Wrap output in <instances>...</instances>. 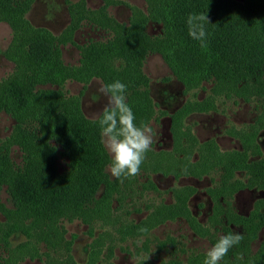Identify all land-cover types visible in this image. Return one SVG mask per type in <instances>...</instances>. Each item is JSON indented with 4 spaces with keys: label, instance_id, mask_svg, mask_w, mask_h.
<instances>
[{
    "label": "rangeland",
    "instance_id": "374dc122",
    "mask_svg": "<svg viewBox=\"0 0 264 264\" xmlns=\"http://www.w3.org/2000/svg\"><path fill=\"white\" fill-rule=\"evenodd\" d=\"M142 12L148 13V0H32L25 18L35 28L46 29L59 39L61 58L66 65L81 67L84 55L96 57L90 65L98 70L104 66L103 72L108 75L110 68L120 74L127 65V60L111 53L109 43H115L114 36L123 33L132 19L140 18ZM7 15L0 8V19ZM146 33L160 36L163 25L150 20L146 23ZM15 35L14 27L1 20L0 83L15 82L24 75L26 54L19 50ZM140 62L141 79L148 83L153 110L147 122L153 129L148 158L156 161L165 155L161 152L173 150L170 115L186 101L194 104L207 98L212 93L214 80L200 82L201 85L196 84L198 87H187L157 51H148ZM46 68L49 69L43 65L41 74ZM126 71L130 74L132 70L127 66ZM98 82L105 83L101 76H92L89 80L66 78L61 85L42 83L37 87L62 90L65 98L80 102L86 117L96 120L106 102L96 91ZM256 88L251 86L230 95L220 94L213 104L190 113L185 118L186 128L200 142L214 140L222 152L239 151L249 162L264 160V94L255 93ZM243 92L246 93L242 95ZM15 127L13 116L0 110L2 152L8 153L15 168H20L24 164V153L18 144H13L17 138V135L11 136ZM197 159L198 152H194L191 161ZM56 165L64 172L68 169V158L59 155ZM109 165L106 171L112 183L103 201L105 187L102 185L95 193L96 200L79 213L62 215L55 222L35 224L29 236L14 234L10 248L0 243V264H52L69 256L78 263H85L93 249L100 254L96 264H190L198 257L203 260L208 248L224 234V227L244 237L223 258L228 264H264V223L257 228L259 219H256L257 223L252 225L256 228L253 236L251 233L244 236L242 225L227 223L231 214L247 217L257 207L255 215L264 217V189L253 184L249 170L216 167L199 178L182 174L180 162L177 165L180 174H165L158 171L159 165L145 161L139 175L121 182L111 175ZM240 184L244 186L238 188ZM214 187L222 188L217 202L208 192V188ZM178 196L187 199L188 207L205 230L203 235L197 234L183 217L154 225L148 221L143 226L149 230L147 233L134 230L135 224L146 221L157 207L176 202ZM0 197L6 207H13L7 186L3 187ZM6 220L0 212V222ZM27 240H31L34 250H40L41 257H32L16 247ZM241 255L243 259H238Z\"/></svg>",
    "mask_w": 264,
    "mask_h": 264
},
{
    "label": "trees",
    "instance_id": "16d2710c",
    "mask_svg": "<svg viewBox=\"0 0 264 264\" xmlns=\"http://www.w3.org/2000/svg\"><path fill=\"white\" fill-rule=\"evenodd\" d=\"M31 3L32 0H0V8L8 14L0 21L14 27L17 46L26 54L22 78L0 83V110L15 119V132L11 136L17 135V138L13 144H18L24 153L23 166L15 168L0 146V196L7 186L13 203V207L8 208L0 199V212L7 218L0 222V243L6 248L11 247L14 234L29 236L35 224L55 222L62 215L79 213L96 200L95 193L102 185L105 187L103 201L112 183L106 171L112 157L101 142L98 119L86 117L80 102L65 98L62 90L37 86L42 83L61 85L66 78L84 81L101 76L105 83L118 79L127 85V100L136 123L148 122L153 115L152 101L140 70V60L148 51L160 52L187 87L214 81L207 98L194 104L186 101L170 115L173 150L161 152L165 155L156 161L148 158L147 153L144 162L159 165L158 171L165 174H180L177 171L180 162L182 174L199 178L216 167L231 171L247 169L253 184L264 189V160L249 162L239 151L222 152L214 140L200 142L185 126V118L190 113L213 104L214 98L222 93L230 95L252 86L257 87L255 93L264 94V0H148V13L142 12L140 18L132 19L123 33L114 36L115 43H109L111 53L127 60V65L120 74L110 68L108 75L103 72L104 66L98 70L90 65L96 57L84 55L81 67L66 65L61 58L59 39L46 29L35 28L25 18ZM192 13H205L210 19L206 24L209 33L206 48H201L188 34L186 20ZM150 20L163 25L160 36L146 33V23ZM43 65L49 69L41 74ZM127 66L132 70L130 74ZM30 72L35 74L30 76ZM147 109L150 112L147 113ZM194 152H198V159L191 161ZM59 155L68 158V169L64 172L56 165ZM243 186L240 184L238 188ZM221 189L208 188L216 202ZM186 200L178 196L176 202L157 207L146 221L135 224L134 230L141 233L140 229L148 221L154 225L183 217L197 234L203 235L205 230ZM214 207L217 210L218 203ZM257 211L258 207L247 217L231 214L227 223L242 225L244 236L256 235L253 223L259 219L257 228L264 223L263 215H255ZM27 220L30 222L26 223ZM228 233H231L230 228L224 227V234ZM16 247L32 257L42 255L40 250L32 248L31 240ZM45 255L47 260L49 255ZM99 258V251L93 249L85 263H78L69 256L52 264H96ZM204 259L198 257L190 264H203ZM221 264L228 263L223 259Z\"/></svg>",
    "mask_w": 264,
    "mask_h": 264
},
{
    "label": "clouds",
    "instance_id": "9594fccd",
    "mask_svg": "<svg viewBox=\"0 0 264 264\" xmlns=\"http://www.w3.org/2000/svg\"><path fill=\"white\" fill-rule=\"evenodd\" d=\"M210 22L205 13H192L187 17L188 34L199 42L201 48L208 46L209 33L206 24ZM97 93L105 98V104L98 113L102 144L111 154L109 171L113 177L124 179L140 174L141 165L153 143V129L147 122L136 123V116L127 100V85L120 80L111 83L98 82ZM147 233V228H141ZM243 235L233 231L221 234L214 245L205 253L203 264H221L223 258L234 246H238ZM238 259H243L241 255Z\"/></svg>",
    "mask_w": 264,
    "mask_h": 264
}]
</instances>
